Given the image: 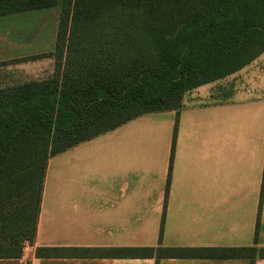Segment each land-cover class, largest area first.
Instances as JSON below:
<instances>
[{
  "label": "trees",
  "instance_id": "trees-1",
  "mask_svg": "<svg viewBox=\"0 0 264 264\" xmlns=\"http://www.w3.org/2000/svg\"><path fill=\"white\" fill-rule=\"evenodd\" d=\"M58 10L53 75L0 89V259L32 246L48 161L264 53V0H0V19ZM175 135V131H174ZM161 235L159 236L160 239ZM37 259H264V248H48Z\"/></svg>",
  "mask_w": 264,
  "mask_h": 264
},
{
  "label": "crops",
  "instance_id": "crops-1",
  "mask_svg": "<svg viewBox=\"0 0 264 264\" xmlns=\"http://www.w3.org/2000/svg\"><path fill=\"white\" fill-rule=\"evenodd\" d=\"M20 59L8 58L7 75L23 80L7 87L53 75L52 57L17 66ZM57 175L59 200L48 204L47 184ZM152 235L156 243H133ZM158 246L264 248V53L185 94L178 112L144 115L52 157L34 243L25 245L21 258L0 264H155L154 259H37L34 249ZM157 264L251 262L187 258ZM253 264L264 259L256 257Z\"/></svg>",
  "mask_w": 264,
  "mask_h": 264
},
{
  "label": "rangeland",
  "instance_id": "rangeland-1",
  "mask_svg": "<svg viewBox=\"0 0 264 264\" xmlns=\"http://www.w3.org/2000/svg\"><path fill=\"white\" fill-rule=\"evenodd\" d=\"M57 21V9L27 12L0 19V89L7 87L9 83L15 84L23 80L21 75L18 79L7 75V70L11 67L8 58L17 59L53 51ZM7 39L11 40L12 44H8V41H5ZM24 64L27 63L20 62L17 66ZM59 194L58 175L52 176L47 184L45 202L48 204L58 202ZM157 240L158 237L152 235V237L133 238V243L153 244Z\"/></svg>",
  "mask_w": 264,
  "mask_h": 264
}]
</instances>
